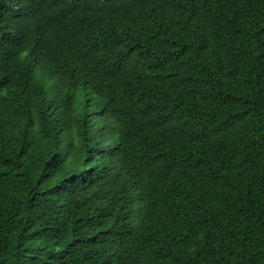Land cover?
Instances as JSON below:
<instances>
[{"label": "trees", "instance_id": "obj_1", "mask_svg": "<svg viewBox=\"0 0 264 264\" xmlns=\"http://www.w3.org/2000/svg\"><path fill=\"white\" fill-rule=\"evenodd\" d=\"M0 264H264V0H0Z\"/></svg>", "mask_w": 264, "mask_h": 264}, {"label": "clouds", "instance_id": "obj_2", "mask_svg": "<svg viewBox=\"0 0 264 264\" xmlns=\"http://www.w3.org/2000/svg\"><path fill=\"white\" fill-rule=\"evenodd\" d=\"M39 64L36 66L35 70V80L42 84L45 81V74L48 70H50L53 60L47 58L44 55H40L39 57ZM54 80V74L53 76L49 79V81ZM63 82H65V79H63Z\"/></svg>", "mask_w": 264, "mask_h": 264}]
</instances>
